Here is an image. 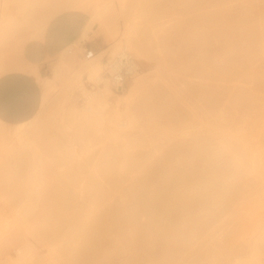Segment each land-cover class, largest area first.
I'll use <instances>...</instances> for the list:
<instances>
[{
  "label": "rangeland",
  "instance_id": "374dc122",
  "mask_svg": "<svg viewBox=\"0 0 264 264\" xmlns=\"http://www.w3.org/2000/svg\"><path fill=\"white\" fill-rule=\"evenodd\" d=\"M30 1L38 7L45 2ZM26 2L0 0V22L4 25L12 19L13 27L19 23L16 26L23 28L20 35L0 40L1 66L11 65L18 46L34 32L24 15ZM83 2L91 5L76 11L85 23L93 10L103 8L110 9L107 17L112 19L94 20L64 62L57 54L47 59L39 73L43 78H37L41 105L28 125L33 130L46 126V138H55L59 148L73 151V155L63 152L56 161L58 171H72L73 185L69 186L78 203L93 197L106 210L128 200L146 170L157 171L169 160L168 168L183 170L181 176L188 179L180 182L189 186L188 193L182 194L187 197L178 199L192 205L191 211L184 216V227L181 220L178 224L170 221L166 230L156 221V231L144 245L126 252L106 245L107 249L86 261H75L72 256L76 234L85 233V226L76 228L75 237L61 226V234L45 240L25 229L26 234L17 240L20 253L9 247L7 260V253L0 251V264H98L100 258L120 259V264H264V0ZM67 11L71 10L61 13ZM83 42L96 45L101 76V58L114 55L124 44L136 60L142 81L124 102H117L120 110L126 107L120 120L127 126L121 132H114L107 122L95 125L83 114L87 94L103 87L94 82L93 63L81 56L78 46ZM132 78L133 74L121 90H113L108 79L106 83L115 93H124ZM110 100L115 99L111 96ZM242 141L246 144L240 145ZM242 145L254 147L253 162L241 154ZM137 154L141 161L128 165L127 160ZM68 181L64 178L65 185ZM40 186L29 184L15 202L17 210L33 200ZM154 186L148 185L147 190ZM8 193L0 189V203L8 200ZM144 215L140 214L138 224L147 222ZM13 219L7 226L0 223V249L10 229L28 227L27 222L14 223ZM122 223L120 234L125 237L130 225ZM110 231L111 235L117 232Z\"/></svg>",
  "mask_w": 264,
  "mask_h": 264
},
{
  "label": "bare ground",
  "instance_id": "6f19581e",
  "mask_svg": "<svg viewBox=\"0 0 264 264\" xmlns=\"http://www.w3.org/2000/svg\"><path fill=\"white\" fill-rule=\"evenodd\" d=\"M80 2L81 0L78 3L80 4ZM78 3H75L74 0H45L44 4L38 7L34 5L33 1L27 0L26 5L24 7V15L26 14L25 17L27 19L29 18L28 19L30 20L29 23L31 24L34 30L30 38H36V37L39 38L44 32L49 20L52 17H54L56 14L67 9L79 10L83 8L84 5H86V3L83 4L84 3L83 0H82V4L77 5ZM89 3L90 2H88L87 5ZM90 5L91 4H89V6ZM87 10L85 9V11ZM110 13L111 11L109 8L93 10V12L90 15V19L86 29L89 28V26L93 23L94 20H99L100 22L104 20V18H106L108 15H110ZM110 17L112 19V16ZM9 20H11L12 22V19ZM11 22L10 21L4 22V23H8L4 25L0 22L1 41L3 38L9 37V35L15 36L17 34L19 35L21 34V30L23 28L22 27L18 28V26L20 25L16 26V24L19 23H15V26L13 27L14 23L12 24ZM108 25L103 26L102 24L103 27L105 26L108 27ZM109 28L111 27L109 26ZM110 30L111 29H109L108 31L110 32ZM105 31H107V29H105ZM84 36L86 35L83 34V37ZM24 42H22L18 46V51L16 53L14 61L10 63L11 65L4 66L2 64V66L0 65V69L5 72L7 70H11L14 68L17 69L20 68L27 71V73L29 72L33 74L36 78H39L40 80L43 77H41V75L39 74L37 66L35 64L24 65L22 57H20L21 55L20 49L22 48ZM74 45L75 43L70 44L69 46H67L65 49H63L61 52L57 54L62 62H64L67 59L68 54H70L73 51ZM72 54L73 53H71L70 55ZM99 58L100 56L99 53L97 52L90 59L84 58L87 62L93 63L92 71L95 72L94 82L98 85L103 83V87L101 89L100 88L95 89V91L89 92V94H87L86 100L88 99L87 100L88 102L87 105L83 106L84 107L83 114H85L86 118L91 123L93 122L95 125L100 124L99 126H101L106 122L110 123L113 127V128L111 127L112 130L118 133L123 131L122 128L124 126H127V122L120 120V117L123 114L126 107L125 108L123 107V110H120L121 107L118 108L117 102H124L128 98L129 94L133 90L138 88V86L142 81V75L138 74V72L135 71V73H133V78L129 82L127 91L124 93L122 92L115 93L107 85L106 83L107 78L99 74L100 72ZM134 62L138 67L135 59ZM204 90L206 91V89ZM111 96H113L115 100H110ZM111 112L112 113L114 112L113 115L111 114ZM35 116L36 114L32 118L24 122L10 124L11 126H13V128H5V127H1L0 125V158H2L0 160V189H2L5 192H9L8 200L3 199L0 203V223L7 226L12 221L11 220L12 216L14 217L13 219L14 223H18V222L28 223L27 224L28 227H20L17 225L15 226V228L9 230V234L5 237L4 241L2 242L1 245L2 247L0 249L1 252L7 253L9 247L12 246L17 254L20 253L21 248L17 245V240H19L22 237V235L26 234L24 233L25 229L27 230V232L32 233L37 239L45 240L57 236L58 234H61V232L64 231L65 229L66 231L67 230L69 232L71 231L72 232L71 234L75 237L74 232L76 228L80 226H85L87 228L85 230V233L82 230L84 234L83 233L82 235L76 234L77 238L74 244L75 251H74V255L72 256L75 258L74 259L75 261H86L90 258H94L98 253V251L104 248L106 245L108 246L113 245L112 247L116 245L115 248H117L118 246L120 247L119 251L124 250V252H126V249H130V248L133 249V247H138L141 246L142 244L144 245L149 241V239L152 238L150 237V235L156 231V229L153 231V227H155L154 223H156V221L161 223V225L163 224V226H166V228L163 227L166 230L170 229L169 228L170 221L173 222L172 224H178L179 221L181 220L180 225L184 224L182 222L184 220V216L186 214L188 215L187 212L188 210H190L192 205L191 207L189 206L190 207L189 208L187 203H183V201H180V199L178 198L180 197V195L183 196L182 194L188 193L187 187L189 186L186 184L183 185V183H181L182 185L180 184V182H183V179L185 182L188 179L186 180L185 177H183L184 175L181 176L182 174H185L182 172L183 170L180 171L177 168V171L174 172L175 169H173V171L172 169H169L168 168L170 162L169 160H165L161 169L157 167V171H154L156 169H151V168L148 169V171L146 170L147 173L145 172L142 176H140L137 179L138 185H136L133 194L128 200H120L116 204L112 203L113 205L112 206L109 205L108 206L109 208H107L106 210H101V208H99V202L96 201L95 198L93 197H90L89 199L88 197L87 199H85L86 198L85 197L84 198L85 200H81V202L78 203L74 198L76 192L73 190V188H71L72 186H69V184L73 185L74 177L72 171L71 170H65L64 172L58 171L57 167L59 166V162L56 161L58 158L62 157L61 154L63 152L67 153L68 155H73V151L71 150V148H66L63 150L59 148L60 145L58 144V141H56L55 138H50V137L46 138L45 136L47 135V130H48L46 126H41L33 130L32 127L28 125V123ZM0 123L6 125L8 124L3 122L2 120H0ZM242 143L246 144L245 142L242 141L240 145ZM36 144L41 147V152L36 150L35 148ZM242 147L245 146L242 145ZM239 150H241V148ZM253 150L254 147L252 149L250 148V146L249 147L247 146L243 149L245 154L243 153L242 150H241L242 153L241 152L240 153L243 154L244 156L246 155L249 156V161L253 162L254 156L256 157L255 154H252ZM195 152L196 151H194V153ZM235 152L237 153L238 151ZM109 155H111V152L109 153ZM243 155H241V157ZM36 157L38 158L36 159ZM140 158H141L140 155L137 154L135 156H132V158L128 159L127 162L126 161L125 162L128 165L137 164V162L141 161ZM236 159L239 163L242 162V158L236 157ZM103 163L105 162L103 161ZM43 171L44 173L42 174ZM39 176L42 177L40 178ZM64 178H67V181L69 180L66 185L64 184ZM30 183L31 184L40 183L41 186L38 189H36L35 197H34L35 194H33V200L28 202V205L26 204L23 207V210L21 211L17 210L16 208L17 205L15 202L20 196L23 195V193L27 192ZM154 183H156L157 185ZM75 184L76 183L74 181V186ZM151 184L152 186L155 185L154 188L151 190H147L148 185ZM29 198L31 199L32 197L29 196ZM186 201L188 200L186 199ZM102 209L105 208L103 207ZM78 212L80 213V215H78L79 214ZM141 213L142 215L145 214L147 216L146 217L147 222L145 224H141V223L138 224L139 222L138 219ZM122 222L124 224L130 225L129 228H127L129 231V235L127 236V234H125L127 238L126 236L124 237V234H120L123 226L121 225ZM61 226H65L64 230H62ZM176 226L177 225H175V227ZM182 227L184 226L182 225ZM81 229H83V227ZM112 229L113 230L115 229V231L117 230L115 235L110 234L111 232L110 230ZM122 231L124 232V230ZM171 233H173V231H171ZM154 234L158 236L160 235L156 233ZM121 248L123 250H120ZM105 249L107 248L105 247ZM102 254L104 253L102 252ZM10 258L11 256L9 255V253H7V260H10ZM119 260L120 259L106 261L105 258H100L97 260V263L120 264Z\"/></svg>",
  "mask_w": 264,
  "mask_h": 264
},
{
  "label": "crops",
  "instance_id": "0c3cea01",
  "mask_svg": "<svg viewBox=\"0 0 264 264\" xmlns=\"http://www.w3.org/2000/svg\"><path fill=\"white\" fill-rule=\"evenodd\" d=\"M60 13L49 20L39 38L26 40L20 49L23 64H35L39 73L48 58L55 56L70 44L81 41L83 34L87 35L91 27L90 25L86 29L90 15L85 23L76 10ZM85 44L97 52L95 44ZM32 75L20 68L0 74V120L3 122H24L39 110L42 91L37 78Z\"/></svg>",
  "mask_w": 264,
  "mask_h": 264
},
{
  "label": "built area",
  "instance_id": "2783aa9c",
  "mask_svg": "<svg viewBox=\"0 0 264 264\" xmlns=\"http://www.w3.org/2000/svg\"><path fill=\"white\" fill-rule=\"evenodd\" d=\"M78 49L81 50V56L85 59L92 58L96 51L88 47L86 44H79ZM102 75L108 79L113 90H121L126 84V79L137 71L134 58L122 45L114 55L105 54L101 58Z\"/></svg>",
  "mask_w": 264,
  "mask_h": 264
}]
</instances>
